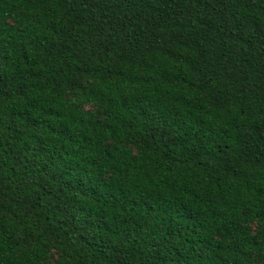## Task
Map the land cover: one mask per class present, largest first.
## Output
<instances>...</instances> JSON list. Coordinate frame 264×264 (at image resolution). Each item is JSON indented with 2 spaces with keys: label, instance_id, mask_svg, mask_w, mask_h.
<instances>
[{
  "label": "trees",
  "instance_id": "16d2710c",
  "mask_svg": "<svg viewBox=\"0 0 264 264\" xmlns=\"http://www.w3.org/2000/svg\"><path fill=\"white\" fill-rule=\"evenodd\" d=\"M0 264H264V0H0Z\"/></svg>",
  "mask_w": 264,
  "mask_h": 264
}]
</instances>
